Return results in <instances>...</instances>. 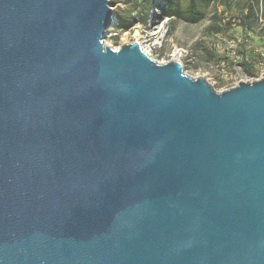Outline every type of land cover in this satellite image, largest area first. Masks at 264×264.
<instances>
[{
	"label": "water",
	"instance_id": "95a60500",
	"mask_svg": "<svg viewBox=\"0 0 264 264\" xmlns=\"http://www.w3.org/2000/svg\"><path fill=\"white\" fill-rule=\"evenodd\" d=\"M109 0H0V264H264V79L216 92Z\"/></svg>",
	"mask_w": 264,
	"mask_h": 264
},
{
	"label": "rangeland",
	"instance_id": "374dc122",
	"mask_svg": "<svg viewBox=\"0 0 264 264\" xmlns=\"http://www.w3.org/2000/svg\"><path fill=\"white\" fill-rule=\"evenodd\" d=\"M143 1L109 0L114 25L105 34L106 46L118 49L138 43L159 64L175 60L177 52L184 73L193 79L203 78L216 92L264 79V0L253 5L254 13L244 25L247 0L199 2L202 18L197 22L167 18L164 0H154L155 8L148 12L145 24L141 22L146 12ZM182 6L186 8L187 1ZM120 18L134 20L129 31L117 30ZM215 25L221 28L220 33L212 30ZM242 62H248L253 71L243 68Z\"/></svg>",
	"mask_w": 264,
	"mask_h": 264
},
{
	"label": "trees",
	"instance_id": "16d2710c",
	"mask_svg": "<svg viewBox=\"0 0 264 264\" xmlns=\"http://www.w3.org/2000/svg\"><path fill=\"white\" fill-rule=\"evenodd\" d=\"M184 0H164L165 2V16L169 19H174V18H185L188 19V21L190 22H197L198 20H200L202 18V14L199 11L198 8V3L200 2L203 5H209L211 3H214L216 0H185L187 1V7L184 8L182 6ZM248 1V9H247V16L242 18V25L245 24V21L253 15L254 13V9H253V5L254 4H258L259 2H262L263 0H247ZM155 8L154 5V0H144L143 4H142V9L146 10L145 15L143 16V18L141 19L142 23H146L147 22V17H148V12ZM134 20H127L124 18H120L117 21V30L120 32H127L129 31L132 26H133ZM213 31H215L216 33H220L221 32V28L217 25H215L212 28ZM245 31H247V29H245ZM250 31V30H249ZM241 66L249 71H253L252 68L250 67V64L248 62H242Z\"/></svg>",
	"mask_w": 264,
	"mask_h": 264
},
{
	"label": "bare ground",
	"instance_id": "6f19581e",
	"mask_svg": "<svg viewBox=\"0 0 264 264\" xmlns=\"http://www.w3.org/2000/svg\"><path fill=\"white\" fill-rule=\"evenodd\" d=\"M174 58H175L176 61H178L179 57H178V53L177 52L175 53Z\"/></svg>",
	"mask_w": 264,
	"mask_h": 264
}]
</instances>
